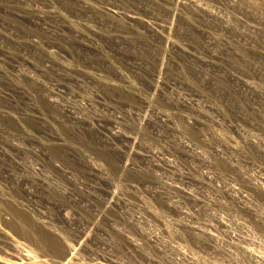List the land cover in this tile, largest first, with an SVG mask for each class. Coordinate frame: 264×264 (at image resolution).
Listing matches in <instances>:
<instances>
[{
  "label": "rangeland",
  "instance_id": "374dc122",
  "mask_svg": "<svg viewBox=\"0 0 264 264\" xmlns=\"http://www.w3.org/2000/svg\"><path fill=\"white\" fill-rule=\"evenodd\" d=\"M0 264H264V0H0Z\"/></svg>",
  "mask_w": 264,
  "mask_h": 264
},
{
  "label": "built area",
  "instance_id": "2783aa9c",
  "mask_svg": "<svg viewBox=\"0 0 264 264\" xmlns=\"http://www.w3.org/2000/svg\"><path fill=\"white\" fill-rule=\"evenodd\" d=\"M232 125L235 126V124H232ZM207 140L211 141L209 139ZM132 142L128 145L127 156L125 155V150H123L122 148H119V150L121 151V154L123 151L124 157L126 156V158L124 159L125 161L124 169L125 168L135 169L138 172L146 173L148 176L152 178L153 176H158L159 186H156V189H165L169 192L170 188H173L177 190L178 192H182L185 196H188V198L192 202L196 201V203L198 199H196L194 196H191V193L188 192L189 189H194V186H190L189 182H192L195 184V187L199 191V194L201 193V196L203 195L204 192L205 193H207L208 191L216 192L217 189L216 187H214V185H217L216 181L219 178V174L214 169L216 166L215 167L209 166L208 165L209 162H206L203 157H198L199 163L196 165L197 176H195L191 173L188 164L181 162L177 158L176 154H175V157H173L171 153L169 154V153L164 152L161 158V161L163 160V162L158 163L155 161L153 157L154 152H155V147L151 151L140 152L139 151L140 149L135 146L134 142L133 143ZM182 145L190 149L192 148L191 145L185 140H182ZM238 154L242 156H246L244 152H241V151L236 152V146H233L230 144L225 145V149H221V148L219 149V155L226 157L229 160L234 157L233 159L234 161L238 157ZM134 155L138 156V160H135L132 157ZM251 157H252V160H256L253 165L258 166V164L261 162V159H257V158L255 159L253 156ZM233 161L228 162V164H232ZM140 162L142 164H139ZM180 164L183 166V168L180 166ZM249 175L250 174H246L245 176L249 177ZM168 179H171L172 181L179 183L180 185L179 186L178 185H175V186L168 185ZM248 181L250 182V187L257 188L256 186L252 184L251 179H248ZM253 203L257 205L256 202H253ZM179 204H180L181 211H182L181 213H184L185 215H188V216L191 215L190 209H192L195 212L199 209L198 203L196 204V208H188L187 211L182 209L181 203ZM189 211L190 213H188ZM206 213H209V212H206ZM214 213H216L215 209L211 210L209 214H205V213H202V214H204V219H207L208 217H211V218L217 217ZM193 222H198L196 219V216H194V218L192 219V223ZM194 225L199 226V223L194 224Z\"/></svg>",
  "mask_w": 264,
  "mask_h": 264
},
{
  "label": "bare ground",
  "instance_id": "6f19581e",
  "mask_svg": "<svg viewBox=\"0 0 264 264\" xmlns=\"http://www.w3.org/2000/svg\"><path fill=\"white\" fill-rule=\"evenodd\" d=\"M124 164H125V162H124ZM157 186H159V183H158V185ZM167 198H170V195H168V197ZM173 201H176L177 203H178V201L177 200H174L173 199ZM178 206H180V204L178 203Z\"/></svg>",
  "mask_w": 264,
  "mask_h": 264
}]
</instances>
